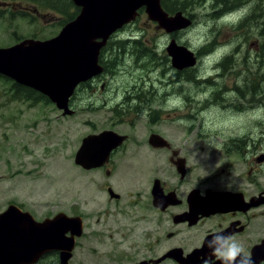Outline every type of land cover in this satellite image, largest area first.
Returning a JSON list of instances; mask_svg holds the SVG:
<instances>
[{
  "label": "rangeland",
  "instance_id": "obj_1",
  "mask_svg": "<svg viewBox=\"0 0 264 264\" xmlns=\"http://www.w3.org/2000/svg\"><path fill=\"white\" fill-rule=\"evenodd\" d=\"M51 1L49 4L47 0H0V48H9L27 39L44 41L57 36L64 27V15L53 5L58 0ZM239 3L242 2H227L224 9H235ZM250 3H255V15L251 18L246 17L248 6H244L227 13L220 20L211 13L214 7L211 0H179L178 7L184 10L173 13L165 10L170 15L183 12L191 19L192 25L173 33H167L141 12L135 21L118 30L121 35L113 39L114 45L109 50L112 55L108 56L112 60L106 62L113 74L103 80L107 85L100 90L98 81L79 84L69 101L72 115L64 116L63 111L51 101L47 104L15 100L10 89L12 81L0 79V212L10 204H19L34 212L37 218L60 212L80 214L86 217L90 227L88 231L101 225L106 235L113 233L116 240L119 237L115 233V226H119L117 221L127 218L112 216L111 225L105 228L104 213L107 210L99 188L102 179L98 178V172L84 175L75 164V155L83 138L106 129L112 122L111 110H181V115H172L171 119L183 126L195 125L192 136H177L190 141L235 138L240 132L241 138H255L251 136L252 132L264 125V73L263 76L262 73L255 74L256 68H252L251 73H244L242 78L241 66L238 94L233 91L234 84L230 78L233 73L215 80L219 87L227 88L226 94L213 90L210 80L214 77L211 76L213 69H216L212 66L239 41V16L241 22H245V32H241L245 49L258 52L260 44L264 51V18L258 19V15H262L260 12H264V2L251 0ZM67 9L75 12L72 7ZM234 12L238 15L235 16ZM215 36L222 51L213 60L206 55V44ZM128 39L135 44L127 45ZM228 39H232L230 43L234 44L223 47L229 43ZM173 40L194 53L199 62L196 68L202 75L198 80L177 83L169 76L170 69L163 74L170 62L167 65L160 59L170 56L166 50ZM199 50L203 54L198 56L200 61L196 56ZM194 66L196 64L186 68ZM139 91L143 92L140 99L144 96L140 100L141 105L132 108L127 102L126 106L120 107L130 95ZM240 95L241 119L235 113L240 110ZM188 110H192L191 115H187ZM126 117V124L144 122L133 120L129 115ZM119 131L129 132V129L124 124ZM260 131L257 129L255 133ZM130 133L135 139L143 138L141 125ZM196 144L200 146V143ZM129 170L137 169L131 164ZM126 175L124 170L119 177L124 179ZM98 215H101L100 224H97ZM81 243L78 253L92 261L96 237L89 232Z\"/></svg>",
  "mask_w": 264,
  "mask_h": 264
},
{
  "label": "flooded vegetation",
  "instance_id": "obj_2",
  "mask_svg": "<svg viewBox=\"0 0 264 264\" xmlns=\"http://www.w3.org/2000/svg\"><path fill=\"white\" fill-rule=\"evenodd\" d=\"M232 1L236 0H211L214 5L211 11L215 14L213 16L220 17L221 20L227 13L244 6H248L246 17L253 16L255 3H250L251 0H237L242 2L239 7L225 11L226 3ZM141 12L144 10L140 14ZM260 13L262 15L259 14L258 19L264 18V12ZM234 14L238 15L237 12ZM243 23L245 22H241L239 16V41L231 45L229 53L226 56L223 53V58L216 60L212 66L216 67L211 75L214 77L210 79L213 82L212 89L223 94L228 92L227 88L219 87L215 80L225 74L233 73L230 77L234 84L233 91L238 94L241 66L242 78L244 73H251L252 68H256L255 74L262 73L263 76L264 73L263 48L259 44L258 52L253 53L247 51L245 43L241 42V32H245ZM262 34L264 35V29ZM118 35H121L120 31L110 37L100 52L99 65L102 72L85 83L98 81L100 90L107 85L103 80L112 77L113 72L109 70L106 62L112 60L108 59L112 55L109 50L114 45L113 39ZM231 40L228 39L229 43L223 47L234 44L230 43ZM133 42L128 39L127 45L135 44ZM217 43L215 36L206 44V55L213 60L222 51L220 42ZM199 54L203 55L200 50L196 53L198 59ZM160 60L167 65L170 62V66L163 64L167 66L163 74L170 69L169 76L177 83L202 77L196 68L199 65L197 59L196 66L183 69L175 68L169 55ZM141 94L143 92L139 91L133 96L130 95L120 107L126 106L127 102L132 108L141 105L140 100L144 97L141 96L140 99ZM238 100L240 110L235 113L241 119V95ZM188 111L187 115H191L192 110ZM181 114V110H111V124L106 129L86 137L111 132L119 136L115 139L114 147L102 165L91 169L77 167L84 175L98 172V178L102 179V182L99 181V188L107 210L104 213L105 228L108 229L111 225L112 216L127 218L117 221L119 226H115V233L119 237L114 240L113 233L106 235L101 225L88 231L90 227L85 216L65 213L69 217H79L80 228L74 230L73 227H67L63 232L67 243L54 245L52 227L44 226L34 230L29 222H24L20 231L30 236L29 243H25L27 251L18 253L28 260L22 259L18 263L228 264L220 254L227 249V238L234 237L250 255L252 264H264V125L252 132L251 136L254 135L255 138H241L240 132L235 138H202L190 141L177 137L181 134L192 136L195 133V125L183 126L171 119L172 115ZM127 115L133 120L144 122L126 124ZM124 124L129 132L119 131V127ZM140 125L143 138L135 139L130 131L136 130ZM257 129L261 131L255 133ZM192 142L194 144H190ZM196 143H200V146ZM131 164L137 170L128 171ZM124 170L127 177L123 179L119 175ZM10 205H16L22 212L29 213L39 224H44L57 215L37 218L24 205ZM100 216L98 215L97 224H100ZM89 232L94 234L97 242L92 261L87 260L83 253H78L79 248H82L81 241L88 237ZM33 237L34 241L30 242ZM45 238L46 242L39 241ZM71 243L72 248L68 249ZM242 257L243 254L237 257L236 264H241Z\"/></svg>",
  "mask_w": 264,
  "mask_h": 264
},
{
  "label": "water",
  "instance_id": "obj_3",
  "mask_svg": "<svg viewBox=\"0 0 264 264\" xmlns=\"http://www.w3.org/2000/svg\"><path fill=\"white\" fill-rule=\"evenodd\" d=\"M72 1L81 10L57 36L44 41L27 39L12 47L0 48V74L41 92L63 111L64 116L73 114L69 101L79 84L102 72L99 55L110 37L135 21L142 9L150 20L157 22L167 33L182 31L192 25L191 19L183 12L170 15L161 0ZM167 51L175 68L183 69L196 64L194 53L174 40ZM116 138L119 136L111 132L86 137L75 155V164L87 169L102 165ZM80 220L79 217L59 213L48 222L39 224L29 213L10 205L0 213V264H19L22 259L28 260L18 253L27 251L25 243H29L30 236L20 231L24 222H29L34 230L52 227V241L56 245L67 243L63 238L64 229L80 228ZM39 241L44 243L46 238ZM69 246L68 249H71L72 243Z\"/></svg>",
  "mask_w": 264,
  "mask_h": 264
},
{
  "label": "trees",
  "instance_id": "obj_4",
  "mask_svg": "<svg viewBox=\"0 0 264 264\" xmlns=\"http://www.w3.org/2000/svg\"><path fill=\"white\" fill-rule=\"evenodd\" d=\"M161 1H162V6L170 13H173L175 10H184L182 7H181L182 9L178 7L179 0H161ZM47 2L51 4L53 1L47 0ZM53 5L55 9H58L64 15V18H63L64 26L70 21H72L79 14V11H80V8L76 7V5L73 3L72 0H68V1L58 0V1H55ZM67 7L68 8L72 7L75 10V12L74 13L69 12ZM141 11H143V9ZM0 79H5L7 82L12 81V85L10 89L12 91L11 92L12 97L15 100H24L28 102L32 101L34 103H41V102H46L47 104L51 103L48 97L42 95L41 93L37 92L34 89L20 85L16 83L15 81L11 80L10 78L7 79L3 76H0Z\"/></svg>",
  "mask_w": 264,
  "mask_h": 264
},
{
  "label": "clouds",
  "instance_id": "obj_5",
  "mask_svg": "<svg viewBox=\"0 0 264 264\" xmlns=\"http://www.w3.org/2000/svg\"><path fill=\"white\" fill-rule=\"evenodd\" d=\"M241 254H243L241 264H252L251 257L245 252L242 244L237 243L234 237L227 238V249L223 254H220L222 258L228 262V264H236L237 257H240Z\"/></svg>",
  "mask_w": 264,
  "mask_h": 264
}]
</instances>
